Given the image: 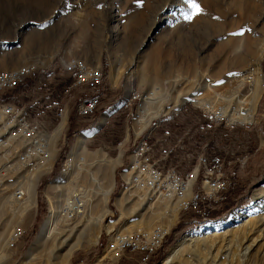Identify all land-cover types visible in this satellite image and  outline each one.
Instances as JSON below:
<instances>
[{"label": "rangeland", "instance_id": "obj_1", "mask_svg": "<svg viewBox=\"0 0 264 264\" xmlns=\"http://www.w3.org/2000/svg\"><path fill=\"white\" fill-rule=\"evenodd\" d=\"M197 1L200 0H0V73L31 64L38 56L46 53L49 57L58 59L61 56L68 58L85 55L87 51H92V47L97 43L96 39L101 34L104 39V51L107 57H111V68L116 71V78H119L117 88L114 89L118 94L108 102L105 100L104 105H101L91 119L78 118L76 107L70 106L68 110L63 107L67 110L68 121L64 125L65 129H61L55 139L54 132L60 121L53 118L55 108L46 105L54 93H46V89H41L37 84V77L40 78L41 73L28 81L27 93L30 94L22 97L23 100L18 99L20 94L5 95L4 99H13L19 106L32 108L35 104H43L38 119L48 125L49 121L52 123V126L49 125L51 132L49 131L50 135L45 143L47 152L52 154V157H49L48 163H43L40 159H36V163L35 159L32 161V170L27 173L23 187L26 182L37 180L35 204L22 214L21 211L14 214L10 207L11 188L18 178L7 173L4 164V167H0V181L7 178L4 188L1 189L3 192L0 193V264H26L28 251L49 216V199L64 205V199L68 194L71 195L70 190L80 182L81 173L79 177L64 183L70 186L53 189V186L64 178L66 162L77 138L96 127L102 115L111 109H114V112L110 120L88 139L83 159L88 165L91 163V169L96 167L99 160L118 161L115 147L127 131L133 136V128L138 130L139 124L135 123L134 114L141 113V108L134 106L126 112L117 108L125 98V85L126 90H129L130 78L134 80V89H137L136 85L140 87V93L153 91L150 83L145 80L146 83L141 82L140 76L147 73L142 74L144 68L148 71L147 79L154 81L159 87L154 90L156 94H153L160 95L156 97V104L159 106L148 111H159L157 115L148 114V118H154L150 127L155 123L160 125L157 138H164L169 144L182 139L192 150L218 151L227 158L242 159L225 160L226 174L235 178L238 183V190L233 196L234 205L214 221L202 220L194 223L190 220V215H187L191 212L178 213L172 205L167 206L154 199L145 200L137 193L127 191L126 183L123 185L119 180L125 168L120 164L125 166L131 157L129 165L138 162L136 150H130L125 153L122 161L118 158V164L113 169V186L107 204L111 214L103 218L97 243L87 249L75 251L67 264H136L135 256L114 252V245L109 243L111 239L115 240L116 234H147L154 225L163 224L168 230L163 247L150 263H140L161 264L172 247L188 233L247 210L258 191L264 196V51L261 54L264 47V0H249L241 11L238 10V14H232L231 8L225 6V12L229 15L228 22L232 27H225L224 23L221 25V19L215 14H212L215 25L218 23L221 27H195L197 15H192L191 19L185 17L192 14L193 11H188L192 9L189 7L198 3ZM217 1L225 3L224 0ZM92 17L94 20H102L101 24L105 27H97L98 21L89 24ZM114 29L118 32L116 37L112 33ZM247 37L255 42L252 54L246 53ZM68 51V55L63 54ZM150 52L155 55L146 60ZM38 60L45 61L39 58ZM243 77L244 79L240 80ZM143 78L145 79L144 76ZM249 78L251 81L248 85ZM260 78L262 86L259 84ZM102 80L103 76L94 87H90L89 83L84 84L91 89L98 86ZM33 84H36V88ZM252 88L260 89L257 101L250 92ZM198 89H206L200 92L202 101L211 102L218 96L223 98L224 102L219 107L224 108L227 123L210 121L199 107L193 106L196 103L190 98ZM170 90L172 94L168 102L166 103V99L161 101L159 97L164 93L169 95ZM32 92L35 96L31 95ZM103 94L105 95V92ZM135 94H130L129 99L121 105L123 109L132 102ZM245 98L246 100H243ZM92 99L97 100V107L98 99ZM239 101L247 103H244L247 105V113L253 108L252 103L256 104L251 122L230 119V112L234 113L239 109ZM160 108L162 110H159ZM47 115L54 121L47 118ZM135 133L138 134L137 131ZM120 145V148H123V143L118 147ZM21 146V139L12 145L11 150L16 147L11 153L13 158L15 153L21 150ZM3 151L2 154L9 150ZM2 154L0 159L6 165L8 157L5 158V154ZM39 162H42V165H38ZM90 167L84 168L92 171ZM88 176L86 173L87 180ZM197 184L196 180L194 191L198 190ZM123 192L127 201L119 207L116 199ZM42 198L46 202L45 205ZM260 214L264 217V211L258 215ZM148 218V225H143L142 221ZM112 224V231L107 232L105 227ZM126 228H129L128 231ZM23 231L25 239L17 240ZM239 234L235 231L192 244L187 251L178 255L172 264H264V231L259 232L257 253L247 249V244L238 239ZM108 247L112 251L109 252ZM51 258L42 254L28 264H51Z\"/></svg>", "mask_w": 264, "mask_h": 264}, {"label": "bare ground", "instance_id": "obj_2", "mask_svg": "<svg viewBox=\"0 0 264 264\" xmlns=\"http://www.w3.org/2000/svg\"><path fill=\"white\" fill-rule=\"evenodd\" d=\"M224 1L225 3L217 0L197 1L198 3L196 4L199 5L201 12L197 14V16L195 17V21L197 23L195 27H211V25H213V27H219L220 25L218 26V23L217 25H215L216 23L215 18H213L212 14L219 16V19H221L222 21L221 25H223L224 23L225 27H232V24L228 22L229 15L225 12L226 11L225 6L231 8L232 14H236V13L238 14V10L241 11L242 7L244 8L248 4L249 0H224ZM188 11H193V8L189 9ZM245 47H246V53L252 54L254 51L253 49L255 47V42L251 40L249 37H247L245 40ZM263 51H264V47L262 48L261 54H263ZM59 62L60 64H62L66 61L59 59ZM71 65L72 67H79V66L83 67L84 71L88 72V73H79V81H83V82H76L75 85L89 83L90 87H94L97 83L100 82L103 76L101 70L89 69L81 60L71 59ZM33 68L34 67L32 66H21L13 70H8L0 73V90L6 89L7 83H18L21 80L27 79L29 77L28 71H31ZM35 73H36V69L30 79L34 77ZM68 73H73V72H68ZM243 79L244 77L240 80ZM249 81H251L250 78L247 80L248 85L250 83ZM259 84L260 86L263 85L261 78ZM27 89H23L24 91H21L23 93V97L25 96L24 94L27 93ZM206 89H201V90L204 91ZM201 90L198 89L196 94L191 96L190 98L191 101L196 103L193 106L199 107L202 114L207 118H209L210 121L217 120L218 117L223 118V120L226 121L227 118L224 117V108L219 107L221 103L224 102L223 98L221 96H218V98L211 100V102L202 101L201 99L202 93L200 94ZM250 92H252V96L254 97L255 100L259 98L260 96L259 88H255V89L252 88ZM137 93L141 94L140 96H142L141 103L139 106L141 108V113L134 114L136 119L135 123H138L139 125L137 124L138 134L133 133V135L138 136L139 139L145 138L144 136L145 134L144 130H145L146 132L151 134L152 137L156 138L157 137L156 135L159 132L158 129L160 128V125L155 123L153 127H150L153 123L154 118H148V114L152 116L155 114L157 115L159 111H157V113H152L148 111H150V109L158 108L159 104H156L157 102L156 97L160 95L157 96L153 95L156 94L154 91L145 92V93H140L138 91ZM137 93L135 95H137ZM0 96L2 97L0 98V105L6 104V102L3 100L2 93H0ZM96 96L100 98V102H101V97L99 95ZM162 96L166 97V103H167L168 102L167 100H169L168 93H164ZM18 99H22V97H18ZM159 99L161 101H165L162 100L161 97H159ZM243 100H246V98ZM10 103L12 102L10 101ZM96 103H97L96 99H91L82 102L76 108L77 115L84 117L85 115H87V109H90L88 114L89 115L92 114L93 111L95 110ZM244 103L242 101H239L240 104L238 107L239 109H237V111L235 110L234 113L230 112L229 117L231 120L240 119L248 123L251 122L254 112L253 110L255 109L256 104H253L254 103L253 102L252 103L253 108H251L250 111L247 113L245 108L247 105H244ZM93 105L95 106L92 107ZM20 107L30 111L32 115L37 112V111H33L31 107L25 105H20ZM6 110L7 109H4V111L0 114V135L3 138V140L0 141V147L1 144L6 145L7 148L3 149L4 151L3 150L2 151L6 152V150H9L10 153L9 151L3 153L5 154L4 156L5 158L8 157V161H7L8 163H6L5 165L3 160L0 159L1 160L0 167L6 166V170L5 168L3 169L7 171V173L11 175L14 174L18 178L15 181L14 187L11 188L12 203L10 202L11 203L10 207H11V211L14 214L18 211H21L20 213L22 214L25 210L29 209L35 204V188H36L37 180L35 179L30 180L26 182V185L23 187V185L25 184V178L27 176V173H29V171L32 170V161L35 159L34 163H36L37 162L36 159H40L41 161L43 160V163H46L47 161L49 162V160L52 157V154L50 155V153L47 152V148L45 145L44 147L40 146L37 148L33 146L32 144L33 142L28 135V132L30 130L26 128V125L24 123H21L24 126V130L18 133L17 131L18 127L17 126L13 127L11 126V124H9V118L6 117L7 115ZM159 110L162 109L160 108ZM203 110L212 114L207 115ZM39 112L42 113V111ZM63 115H64L63 110L59 109L58 118L60 120H62ZM129 115H131V113ZM50 120L54 121L53 119H51V116H50ZM35 121H37L38 123L40 122L39 119ZM64 123L65 120H62L60 126L55 130L54 139L59 135V133H61L60 131L63 128ZM241 124L245 125V123H241ZM49 125L52 126V123L50 121H49ZM142 128L143 130H141ZM91 134L92 131L87 132L77 138L76 144L74 148L71 150L66 162V166H65L66 169L63 178L64 180L63 179L60 180L57 183V185L53 186V189L54 188L62 189L66 187V185L70 186L68 183L67 184L64 183L70 182L74 178L79 177L78 175L81 173L82 176L79 177L80 182L70 190L71 195L69 196L68 194L67 197L69 198L67 199L66 197L64 199L63 202L64 205L55 202L53 199H49V207H50L49 216L47 217L36 241L32 244V246L28 251L27 258L25 261L26 264L32 263L33 261H35L37 257H39L42 254H47V256L49 255V257H52L50 259V261L52 262L51 264H67L70 256L75 251L87 249L97 243L98 238L101 234L103 218L107 214H111L107 204L113 186V181H112L113 169L118 164L119 161L118 158H120V160L123 158L121 157V154L125 155L126 152L133 150V147L131 146V144L126 145L122 153L116 156L118 161L103 162L102 160H99L98 161L99 163L97 162L96 167L92 168L93 169L92 170L90 167L91 163L88 165L86 161L83 159L86 149L85 147L86 141L91 136ZM127 135L131 138L133 137L130 136L129 131H127V133L124 136ZM36 137L37 139L47 138L46 140H48L49 135L46 136V134L40 130L37 133ZM19 139H21V141L23 142V146H21V150L19 152L15 153L16 156L13 158L11 153L13 152V150L16 149V147L12 148V150L11 147L12 145H15ZM37 139L34 136L33 140H35V142L38 141ZM40 141L45 143L44 140H40ZM167 144L169 143L167 142ZM39 149H44L45 155ZM196 152L206 156H201L200 167H192L191 169H189L188 178L182 182L181 190L176 191L173 194V200H169V201L162 200L160 198L150 195L142 196L141 194L135 191V188L131 184L127 186V191L137 193L140 197H142L145 200L154 199L155 201L165 203V205L167 204L172 205V207L176 208L178 213L195 212L196 205H198L199 202H202V200H204L205 202H217L218 200H222L224 196L228 195V185L231 184L232 178L226 175L225 167L222 168L211 167L209 156H212L214 154H219L224 158L225 156L218 151L210 152L205 150V151H196ZM135 155L136 158H138V150L135 151ZM3 164L4 166H2ZM38 165H42V162H39ZM86 166L90 167L92 171L85 170L84 167ZM120 166L126 167V165L124 166L123 163H121ZM15 169H17V171ZM80 169H82L81 172H79ZM86 173L89 175L88 180L86 178ZM200 173L202 175L201 183L199 184V189L197 191H194L193 187L196 183V180L198 182V177ZM18 175H20V177H18ZM6 180L7 178L6 179L4 178L0 181V190L4 188V183L6 182ZM119 180L121 182L123 181L122 183H125L124 181L130 183V178L125 176V168L123 170V174L120 175ZM213 182H215L214 185ZM70 188L71 187H69V189ZM237 190H238V186L235 188L233 192L236 193ZM2 192L3 190L0 191V193ZM233 196H232V200L230 201V204L222 208L215 216H212V219H216L217 217L222 216L225 212L231 210V208L234 205ZM126 201L127 198L125 192L121 193L119 197H117L116 199V203L118 204L119 207H121L124 202L126 203ZM263 211H264V196L260 191H258L254 194L253 203L247 210L233 214L226 220H223L219 223L213 224L211 226L208 225V227L206 226L203 228L196 229L185 235L175 246L172 247V249L164 258V260L161 262V264H172L174 259H177L176 257L178 255H181L183 254V252L187 251V248L192 244H197L205 240L213 239L219 237L220 235L224 236L233 233L235 231H238V233H240L238 239L243 241L244 244H247L246 246L247 249L250 250V252L252 253H257L259 250V245L257 241V239L260 237L259 232L264 231V217H262L263 214L260 215L258 214ZM149 221L150 218L143 220L142 223L143 225L146 224L147 226ZM112 226L113 224L106 226L105 227L106 231L107 232L112 231ZM243 228L245 229L242 230ZM128 229L129 228H126L125 230L128 231ZM167 235H168V230L165 228V226L163 224H157L154 225L147 234H142V233H131V234H120V235L116 234L117 237H115V240L111 239L109 243L112 242V245H114L116 249L114 250V252L116 251L118 254L121 255H128L117 251L122 249V244H130L139 238H148V236H151L150 237L151 246H158L164 243V240L167 237ZM116 238L118 242H116ZM21 239H25V231L21 232V237L19 238V240ZM231 242L232 240L229 241L228 244H230ZM108 245H106V247ZM108 251L110 252L112 251V249L108 247ZM144 264L147 263L144 262Z\"/></svg>", "mask_w": 264, "mask_h": 264}, {"label": "built area", "instance_id": "obj_3", "mask_svg": "<svg viewBox=\"0 0 264 264\" xmlns=\"http://www.w3.org/2000/svg\"><path fill=\"white\" fill-rule=\"evenodd\" d=\"M61 66L65 73L73 72V79L68 85L69 87L67 90L74 86L76 82H83L79 81V73H88L84 71L83 67H72L71 60L62 63ZM34 71L35 68L28 71L29 79L21 80L18 83H7L6 89L0 90V93L3 94V100L6 102V104L0 105V114L4 111V109H7L6 117L9 118V124L13 127L17 126L18 133L24 130V126L21 124L24 123L26 128L31 131L28 132V135L33 142V146L37 148L40 146L44 147L47 142V138L37 139V133L41 130L46 134V136L50 135L51 130L49 129V125L46 123L44 124L41 121L39 123L35 121L38 120L37 118L40 112H36L32 115L30 111L13 102V99H11L12 103H10V100L4 99L7 93L20 94V97H23V93L21 91H24L23 89H27L28 85L26 86V84L30 81ZM100 87L101 84H99L98 87L91 88V92H96L100 89ZM140 95L141 94L137 93L136 96H133V100L129 105H127L125 112L134 106H140L142 99V96ZM88 97L98 96L90 95ZM50 100L51 98L49 101ZM100 103V98L98 97V104ZM94 106L95 105L92 107ZM89 111L90 109H87V115ZM203 111L207 115L212 114L205 110ZM54 117L55 119L57 118L56 107L53 118ZM214 121L227 123V120L225 121L220 117ZM144 132L145 138L141 139L135 135H133L132 140L128 135L124 136L121 140L123 141V148H115L117 155L122 153L124 147L129 144H131L133 150H138V162L133 165H126L125 167V176L130 178V183L127 181L124 182L127 183V186L131 184L135 188V191L142 196L150 195L162 200H173V194L176 191L181 190L182 182L188 178L189 168L200 167L201 156L206 155H201L192 150L191 147L188 146V143L182 139L176 140L175 143L167 144L164 138H154L145 130ZM34 136L38 141L35 142V140H33ZM2 140L3 138L0 135V141ZM40 140H44L45 143ZM5 148H7V146L1 144L0 155L2 154V150ZM39 150L44 154V149ZM121 157H124V155L121 154ZM209 159L210 166L216 168L225 167V160H242L230 159V157L224 158L219 154L209 156ZM214 184L215 182H213V185ZM237 186L238 183L236 179L232 178L231 184L228 185V195L224 196L222 200H218L217 202H205L202 200V202H199L198 205H196L195 212L191 213L190 220L194 223L202 220L212 221V216H215L222 208L230 204L232 196L235 193L233 191ZM197 189H199V186ZM150 237L151 236H148V238H139L130 244H122V249L117 251L123 254L135 256L136 264H140L141 261H149L150 263L158 253V250L163 247V244L151 246ZM116 242H118L117 238Z\"/></svg>", "mask_w": 264, "mask_h": 264}, {"label": "crops", "instance_id": "obj_4", "mask_svg": "<svg viewBox=\"0 0 264 264\" xmlns=\"http://www.w3.org/2000/svg\"><path fill=\"white\" fill-rule=\"evenodd\" d=\"M98 20H94V17H92L89 24H94ZM101 21L102 20L97 22V24H96L97 27H102V26L105 27L104 24L103 25L101 24L102 23ZM112 33H113L114 37H116L118 32L115 31V29H114L112 31ZM96 42L97 43L94 44V46L92 47L93 48L92 51L91 52L87 51L85 55L81 54V55H79V57L68 56V58L62 57V56L59 57V59H62V60H65V61H69L71 59L81 60V61L84 62V64L89 69H98V70L102 71L103 80L100 83L101 87H100L99 90H97L96 92H93V93L91 92V89L88 87L87 84H81V85H75L74 84V86H72L71 88H69L67 90V88L69 87L68 85L71 83V80L73 79V73H68V72L65 73L63 71V69L61 67V64L59 62V59L57 57L56 58L55 57H53V58L49 57L50 55L46 53L44 55L38 56L39 59H43L45 61H40L37 58V60L32 62L31 64L24 65V66H32V67H34L36 69V73H35L34 77L37 74L40 75V73H41V77L40 78H39V76L37 77V79H38L37 80V84L39 85V87L41 86L40 87L41 89H46L45 90L46 93L47 92L50 93V94L54 93V96H52L51 100L49 101V99H48V101H47V102H49V104H46V105L53 106L54 108L56 107L57 118H58L59 109L63 110L64 115H63L62 120H65L64 125L67 124L68 120L66 119V112H65V109L63 107L67 108V110H68V108L70 106L77 108V106H79L84 101H87V100L92 99V98H97L98 99V97H88V96H90V95H99L101 97V103L97 104V107L95 108V110L93 111L92 114H90V115L88 114V115H85L83 117V116H78L77 112L75 111L76 116L78 118L91 119L92 117H94L96 115V113L100 109L101 105H104L103 102L105 100L108 102L109 100L113 99L118 94L117 93L118 91L115 92L114 89L117 88V80L119 78H116V73H115L116 71H114L111 68V63H110V58L111 57L110 58L107 57V55H106V53L104 51V48H103L104 47V39H103V36L101 34L96 39ZM85 50H87V48H85ZM69 53H70L69 51L68 52H63V54H65V55H68ZM89 54H92V55H89ZM153 55H155V54L152 53V52L147 54L146 60H148V58L152 57ZM144 72H147V73H145L144 75L140 76L141 82L142 83H146V82L150 83L151 89L153 91L156 90V88H159L156 85V83H154V81H151L150 79H147V76H146L148 74L147 68L146 69L144 68V71L142 70V74ZM140 74H141V72H140ZM143 76L145 77V79L143 78ZM27 79H29V77ZM144 80L146 82H144ZM33 81H35V78H34ZM133 81H134L133 78H130L129 90H126V85L123 88V91L126 93L125 94V98L122 100L121 104L118 106L117 109L125 110V109H123V107L121 105L123 103H125L129 99L130 94L137 93L138 90H140L139 89L140 87L138 85H136L137 89H134V82ZM33 85H34V88H36V84H33ZM96 87H98V86H96ZM147 88H148V85H147ZM172 89H175V88H172ZM104 92H105V95L103 94ZM28 94H30V93H26L24 95L28 96ZM32 94H33V92L31 93V95ZM170 94H172L171 91L169 92V97L168 98H170ZM33 95L35 96V93ZM85 97H87V98H85ZM75 99L77 101L80 100L79 101L80 103L75 101ZM161 99L165 100L166 97L161 96ZM110 103H111V101H110ZM21 104L29 105L26 102L25 103L21 102ZM41 105H43V104H41ZM41 105L40 106L37 105V104L33 105L34 107H32V110L33 111H37V112L42 111L43 107ZM112 108H115V107H112ZM113 112H114V109H111L107 113L102 115V117L100 118V121L97 124V126L96 127L94 126V128L91 129V131L93 130L92 134L94 132H97L99 129H101L103 127V125L106 124L110 120V117H112ZM46 117L50 118V115H47ZM57 120H59L60 121L59 123L61 124L62 120H60L59 118ZM60 124H59V126H60ZM64 125H63L62 129H65ZM135 130L137 131V129L133 128L132 133H135L136 132ZM91 131H89V132H91ZM88 139H87V141H88ZM87 141H86V143H87ZM120 143H123V141H119L115 148H120L121 146L118 147V145ZM131 158L128 160L126 165H129V162H130ZM123 185H124V183H123ZM187 215H191V214H187ZM216 219H212V221H214Z\"/></svg>", "mask_w": 264, "mask_h": 264}, {"label": "snow or ice", "instance_id": "obj_5", "mask_svg": "<svg viewBox=\"0 0 264 264\" xmlns=\"http://www.w3.org/2000/svg\"><path fill=\"white\" fill-rule=\"evenodd\" d=\"M192 8H193L192 14L189 16H186L185 17L186 19H191L192 15H197L201 12V9H200L199 5H197V4H192Z\"/></svg>", "mask_w": 264, "mask_h": 264}, {"label": "trees", "instance_id": "obj_6", "mask_svg": "<svg viewBox=\"0 0 264 264\" xmlns=\"http://www.w3.org/2000/svg\"><path fill=\"white\" fill-rule=\"evenodd\" d=\"M225 173H226V170H225ZM226 175H228V174H226ZM229 176V175H228ZM201 178H202V175H201V173L199 174V177H198V184H197V186H199V184L201 183ZM42 200H43V202H44V205L46 204V202H45V200L42 198ZM204 223H208V222H204ZM199 227V226H198ZM165 241V240H164ZM147 264H149V263H147Z\"/></svg>", "mask_w": 264, "mask_h": 264}]
</instances>
